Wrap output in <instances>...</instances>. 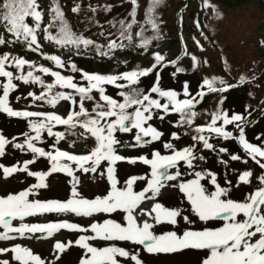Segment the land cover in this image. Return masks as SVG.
<instances>
[{
    "label": "snow or ice",
    "instance_id": "obj_1",
    "mask_svg": "<svg viewBox=\"0 0 264 264\" xmlns=\"http://www.w3.org/2000/svg\"><path fill=\"white\" fill-rule=\"evenodd\" d=\"M124 3L129 5L126 14L111 17L115 5L107 0H87L86 6L85 0H75L70 11L81 18L84 30L79 31L61 0H50L47 12L41 0H0V49L22 45L52 65L0 51V114L26 125L11 138L0 129V159L9 146L27 157L10 165L0 162V176L7 180L22 174L35 181L0 193V264H58L73 246L82 250L78 264H147L142 253L159 256L185 250L202 251L200 264H264V132L255 134L257 142L247 136L249 128L264 120V105L229 111L223 108L222 95L247 84L259 88L262 77L256 62L236 83L212 75L203 77L195 92L188 80L180 89L164 87L165 69L171 68L170 76L177 80L197 71L201 60L186 44L174 59L159 45L153 48L163 39L160 9L165 0H146L142 19L140 0ZM202 8L210 10L214 22L222 19V11L209 0H202ZM101 13L111 18L101 21ZM194 26L209 41L207 25L194 19ZM193 45L205 51L200 39L193 37ZM46 46L55 51H46ZM128 49L150 53V65L101 73L85 70L76 61L89 54L113 60ZM185 59L188 65L182 64ZM148 77L153 81L145 87L142 80ZM21 85L32 90L16 95V104L25 103L14 107L10 98ZM109 86L116 90L114 95ZM213 94L218 95L216 107L199 111ZM253 95L250 90L248 96ZM201 115L207 119L197 123ZM156 121L169 126L167 138ZM185 137L190 142L178 146ZM125 150L139 154L125 155ZM39 161L47 162V170L34 169ZM122 163L146 170L121 181ZM236 163L244 167L236 168ZM55 173L69 178L66 198H41ZM78 173L106 181L105 193L84 195ZM166 189L180 195L178 205L160 202ZM237 190H242V198L233 197ZM73 218L90 222L84 225ZM197 223L202 227H194ZM62 231L74 238L55 239ZM24 240L54 242L49 256L43 257L17 242Z\"/></svg>",
    "mask_w": 264,
    "mask_h": 264
},
{
    "label": "trees",
    "instance_id": "obj_2",
    "mask_svg": "<svg viewBox=\"0 0 264 264\" xmlns=\"http://www.w3.org/2000/svg\"><path fill=\"white\" fill-rule=\"evenodd\" d=\"M92 2L95 3L96 0H92ZM103 2H106V0H101V3ZM107 2H111L115 5L111 17L123 16L129 10V5L124 3V0H107ZM209 2L216 5L217 9L222 11V19H220L218 23L214 22L215 17L211 16L210 10H204L202 8V0H165V5L161 7L160 11L162 13V20L164 22L162 24L163 38L168 37L167 41L169 46L166 50L163 51V54H165L168 59L176 58L184 50L185 45H183L182 43L184 39L186 41L187 48L198 56V58L201 60V63L199 64L197 71H189L187 74L180 75L178 79L189 77L191 78V81L193 80V82L197 85L199 82H201L203 77H211L212 75L224 78L229 83H236L237 77L240 74L247 73L248 69L253 66V62L255 61L256 65L258 66V75L262 77L260 87L256 88L254 84H247L245 86L231 89L222 95L225 98L223 108L225 107L227 108V110L228 105L234 106V104L236 103H239V105L237 106L238 109H234V111L236 112H243L246 104L250 105L252 110H258L262 105H264V0H254V5L252 6V8L253 11H255V15L253 17L250 15L247 18L243 16L235 17L232 14H235L234 11L238 6L249 2V0H209ZM49 3L50 0H41V4L45 9V12H47ZM61 3L64 6L66 15L73 26L77 30L83 31L84 25L80 23L81 18L77 17L70 11L75 3V0H61ZM86 3L87 0H85V6ZM140 4L141 8L138 10V18L142 19L143 11L146 7V0H140ZM111 17H106L103 13L99 14L98 16L101 21ZM194 19H199L203 25H207V27L205 28V32L209 35V41L203 40V38L200 36L199 31L194 26ZM45 22H47V16L45 18ZM225 22H227L226 28ZM239 29H241V32L238 34V36H234L237 35V31ZM193 37L201 40V43L205 47V51L200 52L196 47H194ZM156 43L157 42H154V44ZM236 45H238V50H234V47ZM5 50L11 51L13 54L22 55L29 60H36L38 63H44L46 66H52L49 62L40 59L39 56L30 52H26L22 45H16L12 46L11 48L3 49V51ZM45 50L49 52L55 51L52 48H45ZM205 59L208 61L207 64L204 63ZM76 61L78 63L79 60ZM225 61H227V63H225ZM150 63V53L142 54L135 49H128L118 52L116 54V58L113 60L99 59L94 64L91 63V69L92 71L108 73L113 71H125L137 64H140L141 66H148L150 65ZM189 63L190 61L188 59L182 61L183 65H188ZM171 71V68H167L164 70L163 74H170ZM152 81L153 77H150L147 86H150ZM196 89L197 88L193 89L192 91L195 92ZM28 90L32 89H29L27 86L21 85L20 89L16 93H13L12 97L10 98L12 99L13 104L21 107L25 102L22 101L21 104H16L14 97L16 95L26 94ZM250 90L254 94L253 97L248 96V92ZM217 101L218 95H209L199 106L198 110L201 112H203L204 110L211 111L216 107ZM253 116H257L256 111H253ZM6 119L10 121H7ZM170 119H175V117H170ZM206 119V116L201 115V117H199L196 122L203 123ZM14 121L17 123V125ZM3 122L8 123V127H5V132L7 133V135H18L26 130V125L23 121H19L14 118L10 119L5 116L3 117ZM156 124L162 130H165L166 133L168 132L169 126L167 125V123H164L163 125L158 121V123ZM255 125L256 124L249 128L247 130V133L250 132ZM181 131H183V129H181ZM250 137V140L255 141L254 135ZM123 138L128 139L127 136ZM188 142L190 141L187 137L181 140L182 145ZM89 143L91 144V142ZM155 147L159 148L160 145L157 144L155 145ZM231 147L235 149L236 145L233 144L231 145ZM136 153L137 152L131 150L123 152V154L125 155H134ZM21 157L22 155L20 153L11 149V147L9 146L7 155L3 158V160H5L7 164H12L16 160L21 159ZM45 163V168H47V162L45 161ZM249 166L254 167L251 162ZM139 167L142 168L143 165H139ZM243 167L244 165H241V169ZM256 171L259 172V169H256ZM78 175L81 177L85 176L86 174L78 173ZM51 176L53 178H56L55 180H60L63 185L69 179L62 173H55ZM50 177L48 179H50ZM98 191H94L95 193L87 192L85 195L92 198L94 196L91 195H96ZM169 196L170 197L159 198L160 202L165 204L166 206H176L179 204L178 199L180 198V195L178 193L177 195ZM233 197L237 199L242 198V191H234ZM94 219H100V217H96ZM89 222L90 219H85L81 222V224L86 225ZM70 236L72 235L68 234V240L72 239V237ZM72 248L78 247L74 246ZM78 250L81 251L79 248ZM200 253L203 252L198 250H185L179 253H175V255L180 256L178 260L193 258V262V260L195 261L199 258ZM169 256L171 257L172 254L162 255V257L167 258Z\"/></svg>",
    "mask_w": 264,
    "mask_h": 264
},
{
    "label": "rangeland",
    "instance_id": "obj_3",
    "mask_svg": "<svg viewBox=\"0 0 264 264\" xmlns=\"http://www.w3.org/2000/svg\"><path fill=\"white\" fill-rule=\"evenodd\" d=\"M254 5V0H249V2H246L245 4L241 5V6H238L236 9H235V14H232L233 16L235 17H240V16H243L245 18L249 17L250 15L253 17L255 14V11H253V8L252 6ZM246 14V15H244ZM249 22V20H248ZM225 28L227 27V22H225ZM243 29V28H242ZM241 29H239L237 31V35H234V36H238V34L241 32L240 31ZM168 38V37H166ZM224 39V37H223ZM165 41V40H164ZM162 42L161 41H158L156 44L153 45V48L155 49L157 47V45L160 46V50L163 52L164 50H166L168 48V41L167 42ZM183 45L186 44V41L183 39ZM241 46V45H239ZM238 45H236L234 47V50H238ZM49 48V47H47ZM0 51H3V49H0ZM91 58H80L79 61H78V65L82 68H84L85 70H88V71H92V67H91V63L94 64L95 63V60H89ZM149 79L150 77L148 78H144L142 80V85L145 86V87H148V83H149ZM184 80H188L190 82V86H191V90L197 88V84L193 82V80L191 81V78L187 77V78H183V79H177V80H173L170 76V74H163L162 73V85L164 87H171V88H176V89H180L181 87V82L184 81ZM108 91H109V94H112L114 95L115 94V89L111 88L109 86L108 88ZM239 105V103H236L234 104V106H230L228 105V110H233L237 108V106ZM14 107H19L18 105H15L13 104ZM231 108V109H230ZM66 107H62L60 108V112L63 113L65 111ZM225 110H227V108L224 107ZM3 114H0V129L3 130V132L5 133V135H7V133L5 132V127H8V123H5L3 122ZM7 120V119H6ZM7 121H10V120H7ZM15 122V121H14ZM3 123V124H1ZM16 123V122H15ZM155 123H158V121H156ZM17 125V123H16ZM164 125V124H163ZM260 132H264V120H260L259 123H256V125L253 127V129L247 133V136L248 138L250 139L252 135L255 136V134L257 133H260ZM167 134V133H166ZM9 138H11V136L13 135H7ZM253 141V140H251ZM255 142V141H253ZM257 142V141H256ZM48 143H51V141L49 140ZM179 144V146H182L181 144V141L177 142ZM137 152L136 154L134 155H137L139 154L138 151H135ZM26 157H21V159H24ZM214 159V158H213ZM0 162L2 163H5L6 165H10V164H7L5 160L0 159ZM210 164H211V161H210ZM128 164H120L118 166V172H119V176L121 178V181H123V179H125L128 175H131V174H140L142 173L143 171L146 170V168H144V166L141 168L139 167V164L136 165V166H130ZM124 166V167H123ZM218 171L220 170V166L218 165H213ZM234 167L236 168H241V164L239 163H236L233 165ZM34 169L36 170H40V169H43V170H47L46 167V163L45 161H39L35 166H33ZM57 177V176H55ZM56 178H53L52 176L50 177V179H48V183L50 185V187L47 189V190H43L42 193H41V198H60V199H63V198H66L67 196V190L66 188H69V186L67 187V184L66 182L64 183V185L60 182V180H55ZM81 179V191L82 193L85 195L87 192L89 193H95L94 191H98V194H104L105 191H106V181L104 180H101L99 178H97L95 181L91 178V175H86V176H81L80 177ZM234 179V178H233ZM24 181V183H21V181ZM35 182L32 178H25L22 174H16L14 175L13 177L11 178H8L7 180H5L2 176H0V193H6L8 191H18L20 190L21 188L25 187L26 184L28 183H33ZM242 191V190H241ZM169 195H177V192L174 191V190H170V189H166V190H163L162 192V195L159 197H170ZM91 196H94L93 194ZM90 198V196H88ZM180 200H181V197L178 199V203H180ZM116 215V218L119 219L120 216L119 214H115ZM105 217H100V219H103ZM40 218H35V220H33V218H30V221L31 222H35L36 220H39ZM47 219H54V217H48ZM76 222L78 223H81L82 220H84L85 218H73ZM88 219V218H87ZM181 227H183V224L181 223ZM194 227L196 228H200L202 227L201 224L197 223ZM160 229L158 228L157 231H159ZM167 230V229H166ZM68 234H71V233H68L66 231H62L61 233L57 234L55 239H59V240H62V241H67L68 240ZM72 236V239L74 238L73 237V234H71ZM19 243H22L26 246H29L31 247L35 252L41 254L43 257H48L49 256V253H50V250H51V244L54 242V240H49L47 242H40V241H36V240H32V241H17ZM121 246H125V247H131L130 245H127L123 242H121ZM74 247V246H73ZM199 253V252H198ZM82 254V250L79 251L78 248H72L70 247L68 250H66L62 256H61V259L60 261H58V264H78L79 262V258ZM188 256H192V255H188ZM204 256V253H200L199 254V258L197 260H193L192 262V259L193 258H190V259H186V260H178V258L180 257L179 255H175V254H172V256L170 257H162V255H159V256H151V255H147V254H143L142 253V258L147 262V264H200V260L203 258ZM182 259V258H181Z\"/></svg>",
    "mask_w": 264,
    "mask_h": 264
}]
</instances>
